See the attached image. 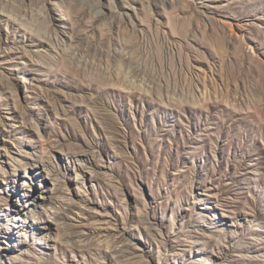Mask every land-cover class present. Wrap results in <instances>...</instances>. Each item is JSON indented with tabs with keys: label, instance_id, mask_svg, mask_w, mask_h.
<instances>
[{
	"label": "rangeland",
	"instance_id": "374dc122",
	"mask_svg": "<svg viewBox=\"0 0 264 264\" xmlns=\"http://www.w3.org/2000/svg\"><path fill=\"white\" fill-rule=\"evenodd\" d=\"M0 264H264V0H0Z\"/></svg>",
	"mask_w": 264,
	"mask_h": 264
},
{
	"label": "bare ground",
	"instance_id": "6f19581e",
	"mask_svg": "<svg viewBox=\"0 0 264 264\" xmlns=\"http://www.w3.org/2000/svg\"><path fill=\"white\" fill-rule=\"evenodd\" d=\"M129 1V0H128ZM125 3V2H124ZM126 4V3H125ZM147 8V7H146ZM44 34V33H43ZM51 36V35H50ZM54 38V37H53ZM24 183V182H23ZM43 198V197H42ZM44 199V198H43ZM32 204H28V205H26V207L25 208H23L22 210H21V212L18 214V216H17V218L18 219H22L23 218V215H24V217L25 216H27V212H31V208H32ZM30 208V209H29ZM35 209V208H34ZM33 210V209H32ZM20 216H22V218L20 217ZM24 219V218H23ZM26 221V220H25ZM16 226V225H15ZM120 229V228H119ZM116 237H117V235H116ZM119 238V237H118ZM116 239V238H115ZM138 246V245H137Z\"/></svg>",
	"mask_w": 264,
	"mask_h": 264
}]
</instances>
